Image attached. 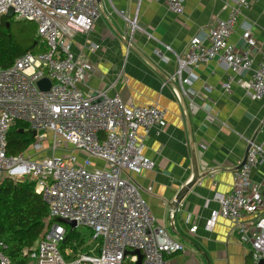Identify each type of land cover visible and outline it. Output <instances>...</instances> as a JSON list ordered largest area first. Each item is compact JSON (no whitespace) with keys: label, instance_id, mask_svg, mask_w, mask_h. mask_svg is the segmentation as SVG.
<instances>
[{"label":"built area","instance_id":"1","mask_svg":"<svg viewBox=\"0 0 264 264\" xmlns=\"http://www.w3.org/2000/svg\"><path fill=\"white\" fill-rule=\"evenodd\" d=\"M166 1L170 11L181 15L188 0ZM233 1L227 19L215 18L205 36H195L187 52L176 55L172 79L183 97L188 95L185 87L193 83V71L214 61L230 71L229 81L222 86L225 92L250 72L249 81L238 83L253 101L264 98V43L260 46L255 41L249 27L242 36L246 49L230 42L241 10L248 7L247 0ZM10 10L15 20L37 25L38 52L20 56L10 68L0 67V184L5 179L14 184L35 182L36 192L48 204L50 221L34 246L24 249V256L33 264H136L134 252H140L143 264H166V256L185 248L157 224L132 178L155 168L144 154V141L151 131L160 134L166 128V109L136 106L105 91L85 94L80 90L93 67L74 56L71 38L93 30L101 16L98 0H0V20ZM118 13L128 25L125 38L130 49L134 34L140 31L138 17ZM254 49L262 51L255 68ZM43 79L51 83L48 91L38 87ZM16 122L36 132L33 147L39 155L47 152L45 143L53 139L52 155H8V135ZM72 151L83 154V159ZM93 160L104 167H95ZM263 162V145L249 142L246 161L234 172L232 190L214 195L219 209L206 224L212 231L219 218L229 220L241 242L250 246L252 264L264 261V196L251 179L252 171ZM61 220L90 229L93 240L99 242L98 254L74 255L71 248H62L67 232ZM170 220L173 225L174 211ZM196 230L193 226L190 232ZM0 248L4 249L3 244ZM0 264H12L1 250Z\"/></svg>","mask_w":264,"mask_h":264},{"label":"crops","instance_id":"2","mask_svg":"<svg viewBox=\"0 0 264 264\" xmlns=\"http://www.w3.org/2000/svg\"><path fill=\"white\" fill-rule=\"evenodd\" d=\"M247 2L230 38L239 49H246L242 36L247 27L260 46L264 43V0ZM100 3L101 16L93 30L71 38L74 56L93 67L79 88L85 94L118 95L136 106H159L168 113L166 128L160 134L151 131L144 141V154L155 168L132 175L157 224L185 248L166 256V264H252L250 246L241 242L229 220L219 218L212 231L206 224L219 209L214 195L232 190L234 172L245 159L249 142L264 147V98L253 101L238 83L249 81L250 72L225 92L222 86L229 81L230 71L214 61L193 71V83L185 87L188 95L182 102L175 92L179 84L172 79L176 55L186 53L195 36H205L215 18L227 19L234 1L188 0L181 15L170 11L166 0ZM119 11L138 17L140 31L130 49L123 39L128 25ZM252 55L255 68L262 51L254 49ZM72 152L83 159V154ZM93 163L104 167L101 161ZM195 167L198 178L176 207L173 202L193 181ZM251 179L264 196V162L252 171ZM170 211H174L173 225ZM193 226H197L195 233L190 232Z\"/></svg>","mask_w":264,"mask_h":264},{"label":"trees","instance_id":"3","mask_svg":"<svg viewBox=\"0 0 264 264\" xmlns=\"http://www.w3.org/2000/svg\"><path fill=\"white\" fill-rule=\"evenodd\" d=\"M12 24L13 22L6 16L0 20L1 68L12 67L16 59L27 52H38L35 46L36 33L27 40L29 48L22 50L18 47L19 41L13 35ZM27 128L22 122H16L12 126L8 135V155L24 153L34 141ZM48 222L50 223L48 204L42 195L36 192L35 182L14 184L11 180L5 179L0 184V244L4 246V249L0 250L12 264H29V259L24 256L23 251L34 246L46 231ZM63 226L67 232V239L62 248L69 243L70 232H76L65 224Z\"/></svg>","mask_w":264,"mask_h":264},{"label":"rangeland","instance_id":"4","mask_svg":"<svg viewBox=\"0 0 264 264\" xmlns=\"http://www.w3.org/2000/svg\"><path fill=\"white\" fill-rule=\"evenodd\" d=\"M10 20L13 22L12 24L13 35L15 39L19 41L18 47L22 50L28 49L29 43L27 40L32 34L37 33V25L35 23H26L25 21H17L15 20V18H12ZM35 53H37V51ZM52 142L53 139H50L49 142L45 143V146H48V149L47 152H45L44 154L39 155L36 153L33 147L34 143L33 144L31 143L28 149H26L24 153H26L27 155L34 154L36 155V157L50 156L52 155V150L50 148ZM59 153L62 152L61 151L58 152L57 155H60ZM75 231L76 232H70L69 243L64 248H68V247L71 248L74 252V255H78V254H90L92 256L97 255L96 251L98 249L99 242L93 240L91 230L83 226H78L77 228H75Z\"/></svg>","mask_w":264,"mask_h":264},{"label":"water","instance_id":"5","mask_svg":"<svg viewBox=\"0 0 264 264\" xmlns=\"http://www.w3.org/2000/svg\"><path fill=\"white\" fill-rule=\"evenodd\" d=\"M98 3H99V7H100V9L102 10L100 0H98ZM6 17H7L8 19H12V18H13V11L10 10L9 13L6 15ZM123 39H124V41H126V43H127L126 38L123 37ZM35 46H36V44H35ZM131 47H132V46H131ZM50 86H51V83H50V81H49L48 79H43V80H41V81L38 82V87H39L42 91H48V90L50 89ZM175 92H176V94H177L179 100L182 102V101L184 100V98H183V96H182V94H181V92H180V89L176 87V88H175ZM184 112H185V113H184L185 116L187 117L188 114H189L188 109H185ZM22 132H24V131L22 130ZM31 134H32L33 137L36 136V132H34V131H33ZM248 149H249V148H248ZM247 154H248V152H247ZM246 156H247V155H246ZM245 161H246V157H245V159L243 160L242 164H244ZM239 167H241V166H239ZM195 169H196V170H195V177H194L193 181H192L191 183H189L185 188H183V190L181 191V193H180V194L177 196V198L174 200L173 205H176V207H178L179 204H181L182 200L184 199V197H185L186 194L189 192V190L192 188V186L194 185V182H195L196 179L198 178V170H197L196 167H195ZM60 222L63 223V224H65V225H67V226H69V227L72 228V229L77 228V225H76L75 222L66 221V220H61ZM134 253L137 255V259H138L136 264H143V262H142V254H141L140 252H134ZM260 264H264V261H261Z\"/></svg>","mask_w":264,"mask_h":264}]
</instances>
